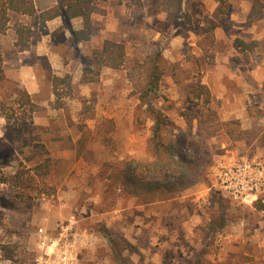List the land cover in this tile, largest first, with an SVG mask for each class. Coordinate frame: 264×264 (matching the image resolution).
Listing matches in <instances>:
<instances>
[{
	"label": "rangeland",
	"instance_id": "rangeland-1",
	"mask_svg": "<svg viewBox=\"0 0 264 264\" xmlns=\"http://www.w3.org/2000/svg\"><path fill=\"white\" fill-rule=\"evenodd\" d=\"M54 1L36 0L39 8ZM157 1L97 4L94 19L112 18L109 39L126 46L121 68L96 63L104 41L99 30L81 48L55 34L56 54L72 66L62 107L55 105L50 59L14 44L18 26L35 28L33 43L46 30L37 16L10 13L8 29L0 32V264L264 261L251 242L253 232L264 235V214L225 198L215 182L222 164H264V14L251 19L250 0H185L173 24L157 11ZM237 38L258 46L244 51ZM154 52L164 74L149 104L174 124L160 138H177L178 158L201 159L203 176L174 199L146 204L113 183L112 169L125 158L154 159L153 121L138 120L147 73L135 65ZM32 67L39 81L31 95L36 111L32 123L18 125L16 116L28 110L18 102L29 93ZM201 83L210 102L193 91ZM176 173L174 166L145 176L166 180Z\"/></svg>",
	"mask_w": 264,
	"mask_h": 264
},
{
	"label": "trees",
	"instance_id": "trees-1",
	"mask_svg": "<svg viewBox=\"0 0 264 264\" xmlns=\"http://www.w3.org/2000/svg\"><path fill=\"white\" fill-rule=\"evenodd\" d=\"M107 0H65L59 2L47 9L39 10L35 0H0V32H5L9 25L10 12H15L27 16H37L41 30L45 31L46 22L62 16L65 25L71 30L73 39L77 41H89L97 34L99 28L93 21L92 14L99 2ZM185 0H158L156 3L157 11L166 14V20L173 24L177 23L183 13ZM264 14V0H250L249 17L256 19ZM80 17L83 20V26L80 29L71 27V20ZM17 39L15 46L23 50L28 47L29 40L32 37L33 30L27 24L16 28ZM236 43L244 51H255L258 46L257 40L247 41L237 38ZM97 64L106 65L111 68H121L126 63L127 50L122 42L106 38L103 41L101 50L94 52ZM160 53L154 52L148 55L144 60H136V68H143L147 73L145 83L141 86L139 100L141 107H144L142 113L138 116L139 122H145L147 119L153 121L154 132L152 135L151 152L153 160L146 161L137 158H125L113 165L112 179L113 183L121 186L123 191L135 197L143 199L148 204L156 201H167L174 199L183 190L191 187L197 181L201 180L202 164L201 159L188 160L180 159L176 156L177 138L170 137L168 141L160 138L161 131L165 127L174 126L161 108L149 104V100L155 95L160 87V82L164 74L163 68L159 64ZM72 85V76L70 74L54 75L52 77V88L56 95L55 105L63 106L61 88ZM197 96L206 95L205 101L210 102L209 88L205 84H198L194 88ZM19 106L28 105L27 112L23 115H17L15 122L18 125L32 123V113L36 111V104L31 95L27 92L18 102ZM10 120L11 117L8 116ZM261 143H264V131L261 136ZM223 152V150L221 151ZM44 166V165H43ZM40 166L39 168H42ZM177 167V173L166 180H152L145 176L148 171H161L171 167ZM20 176L18 175V178ZM256 208H264L261 204H256ZM260 264H264V261Z\"/></svg>",
	"mask_w": 264,
	"mask_h": 264
},
{
	"label": "crops",
	"instance_id": "crops-1",
	"mask_svg": "<svg viewBox=\"0 0 264 264\" xmlns=\"http://www.w3.org/2000/svg\"><path fill=\"white\" fill-rule=\"evenodd\" d=\"M58 2L59 0H55L53 4L51 2L49 5H46L43 8H39V5L37 4V2H36V5L39 10H44V9H47L57 4ZM92 18L95 21V23L99 26V32L103 34L104 39L110 38L114 30V24H115L114 20L110 18L108 15H101L100 17H97V19H94L95 17L93 14ZM82 26H83L82 18L77 17L71 20V27L73 29H80ZM45 29L46 31L42 34L41 38L38 39L35 43L32 42V37H33L32 36L28 42L29 43L28 47H25L23 50L27 52H31L30 49H32V52L34 51L37 57H46L47 59L49 58L50 64L52 65V67H55L56 69L55 73L57 75L64 76L66 73L72 74V71H71L72 66L66 63L60 54H56L55 41H54L55 34H60L64 38V42H66L67 44V40L71 41L69 45L72 46V42H76V41L73 39L71 30L65 25V22L62 16L47 21L45 25ZM32 30H35V28L32 27ZM95 37L96 35H94L92 39ZM16 39L14 40V42L16 41ZM89 41H77L78 47L81 48L85 42H89ZM107 67L111 68L109 66ZM27 73L29 75L27 79L30 85V88L28 87L29 94L33 95L39 89V85H38L39 81L37 79L36 71L34 67H32L31 70H27ZM80 76L81 74L80 75L75 74V78L79 79ZM75 82L76 81L74 79L73 83ZM82 87L85 89V90L83 89L84 91L83 94L85 95L87 93L86 92L87 88H85L84 86ZM263 238H264V235H263V232L261 234V231H258V232L255 231L251 234V242L254 246L253 251L256 256H259L261 253H264V239Z\"/></svg>",
	"mask_w": 264,
	"mask_h": 264
},
{
	"label": "built area",
	"instance_id": "built-area-1",
	"mask_svg": "<svg viewBox=\"0 0 264 264\" xmlns=\"http://www.w3.org/2000/svg\"><path fill=\"white\" fill-rule=\"evenodd\" d=\"M215 182L231 201L264 206V164L257 159L220 165ZM260 212L264 214V208Z\"/></svg>",
	"mask_w": 264,
	"mask_h": 264
}]
</instances>
